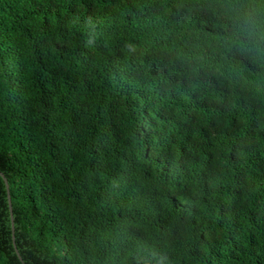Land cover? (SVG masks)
<instances>
[{
    "label": "trees",
    "instance_id": "16d2710c",
    "mask_svg": "<svg viewBox=\"0 0 264 264\" xmlns=\"http://www.w3.org/2000/svg\"><path fill=\"white\" fill-rule=\"evenodd\" d=\"M0 171V264H264V0H0Z\"/></svg>",
    "mask_w": 264,
    "mask_h": 264
},
{
    "label": "water",
    "instance_id": "95a60500",
    "mask_svg": "<svg viewBox=\"0 0 264 264\" xmlns=\"http://www.w3.org/2000/svg\"><path fill=\"white\" fill-rule=\"evenodd\" d=\"M0 176L3 178L4 183H5V187H6L8 206H9L10 218H11V229L13 231V219H12L11 203H10V197H9V191H8V184H7V180H6L5 176H4V174L1 171H0ZM12 240H13V233H12ZM14 247H15V245H14ZM15 250H16V248H15ZM16 253H17L19 259L22 260L17 250H16Z\"/></svg>",
    "mask_w": 264,
    "mask_h": 264
}]
</instances>
